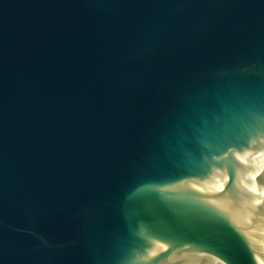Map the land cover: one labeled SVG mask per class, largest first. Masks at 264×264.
Instances as JSON below:
<instances>
[{
  "label": "water",
  "instance_id": "1",
  "mask_svg": "<svg viewBox=\"0 0 264 264\" xmlns=\"http://www.w3.org/2000/svg\"><path fill=\"white\" fill-rule=\"evenodd\" d=\"M0 264H264V0H0Z\"/></svg>",
  "mask_w": 264,
  "mask_h": 264
}]
</instances>
